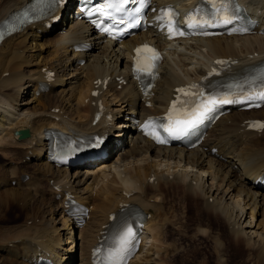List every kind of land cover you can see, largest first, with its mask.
I'll return each mask as SVG.
<instances>
[{
  "label": "bare ground",
  "instance_id": "1",
  "mask_svg": "<svg viewBox=\"0 0 264 264\" xmlns=\"http://www.w3.org/2000/svg\"><path fill=\"white\" fill-rule=\"evenodd\" d=\"M26 1L0 0V22ZM151 1L156 7L181 3L182 8H187L197 0ZM241 1L246 2L252 18L257 20L254 33L168 42L151 106H145L147 96L137 90L130 74L131 47L145 37L143 34L117 45L100 42L88 26L72 22L64 14L63 20L53 26L37 21L0 42V156L7 155V165L0 167V204L6 208L11 202L23 212L21 223L0 235V264H39L41 258L50 259L51 264H92L91 246L101 235L109 213L118 212L123 203L137 206L147 214L142 221L144 231L139 249L128 264H172L173 257L181 252L174 240L187 227L191 200L200 204L205 216L225 226L233 247L256 251L260 254L257 263H264V231L250 230L256 225L264 230V187L260 186L264 176V128L254 131L244 123L248 117L263 119L264 106L231 109L207 130L200 146L191 149L154 144L132 122L135 116L164 110L173 88L205 73V65L214 57L229 58L233 70L264 59V33L259 32L264 27V0ZM67 10L59 7L53 14ZM151 32V39L164 44L160 32ZM85 40L90 50L74 49L76 43ZM30 41L32 44L28 45ZM82 59L85 62L80 64ZM46 70L54 73L52 80L45 75ZM107 76L105 90L98 96L91 95L95 82L100 81V89ZM120 77L127 82L121 83ZM42 85L47 89L37 94ZM97 97L112 115L102 127L100 121L91 122ZM115 123L122 127L114 135L123 137L118 148L109 144V154L98 163L75 166L70 172L68 167H55L46 160L47 128L57 125L74 133L110 132ZM24 127L29 135L20 139L14 131ZM113 152L117 156L115 161L110 156ZM126 159L141 162L119 169V162ZM162 161H166L163 168ZM106 170L111 173L110 178ZM56 193L61 198L56 199ZM68 193L76 194L89 209L82 225L65 213L64 199ZM125 213H120L118 223ZM257 216L261 217L259 221ZM107 225V233L122 226L109 221ZM194 230L203 239H216L202 223ZM78 242L77 257L74 250ZM146 242L149 247L144 250ZM108 250V246L103 248L102 254L106 255ZM217 255L218 264H225L220 251Z\"/></svg>",
  "mask_w": 264,
  "mask_h": 264
},
{
  "label": "rangeland",
  "instance_id": "2",
  "mask_svg": "<svg viewBox=\"0 0 264 264\" xmlns=\"http://www.w3.org/2000/svg\"><path fill=\"white\" fill-rule=\"evenodd\" d=\"M30 42L28 43V45L32 44V41ZM21 99L25 101L24 96H20V100ZM3 155H4V158H2ZM6 156H7L6 154H2V156H0V167L7 165L5 164L7 162ZM13 157H16V155H14ZM111 157H112V161L113 160L115 161L117 158V156L114 155V153L111 154ZM134 160L133 161L130 160V162L132 161L131 163L128 162L127 159L121 160L120 162L117 160L120 164L118 168L123 169L124 165L128 166L132 164H139L136 162H141V160L139 159H138L139 161L138 160L134 161ZM169 161L171 164H173L171 160ZM161 163H163L161 164V167L163 168L164 167L163 165H165L164 163H166V161L164 162L162 161ZM171 168L172 167L170 166L169 170ZM172 171L173 169H171L170 172ZM106 172H108L107 176H109L110 178L111 173H109V171L107 170ZM14 182L15 181L13 180L12 183ZM153 192H155V189L153 190ZM92 196L94 198L95 193H93ZM2 215H3V218H1ZM22 217H23V212L20 211L17 205H14V204L12 205V203L10 202L9 204L6 205V208H5V206H2V204H0V235L4 232H7L8 230H12L13 227L15 228L17 224L21 223ZM58 217H59V214L55 216V219L57 221L59 220ZM186 217H187V227L183 228L184 230L182 232H178L179 234L177 238L174 240L175 246L179 247L181 249V252L177 253L176 254L177 256L173 257L172 264H218L217 259H216L218 256L217 251L218 253L220 251V256L224 257L225 264H258L257 258L260 257L259 256L260 254H257L256 251L247 249L244 246H242L241 250H238L235 247H233L232 244H230V241H229L230 238L226 230L224 229L225 226L221 224L220 222H217L210 216H205L204 213L200 209L199 203L194 204L192 200L191 202H188V212L186 214ZM254 219L255 218L253 217V220ZM260 219L261 217L257 216V220L259 221ZM257 220L256 222H258ZM199 223H202V226L206 230H210V232L212 233V236L216 238L215 241L209 238L208 240L203 239L196 232V230H194L195 226ZM56 224L57 226H59L60 222ZM256 226L252 227L250 230L252 232L257 231V232L263 233L264 230ZM10 227L12 228L10 229ZM168 235L169 233L167 234V237ZM144 246L143 247L145 250L147 247H149V242L144 243ZM79 249H80V242L77 243V247L74 250L77 257L79 256L78 255ZM168 264H171V263H168Z\"/></svg>",
  "mask_w": 264,
  "mask_h": 264
},
{
  "label": "snow or ice",
  "instance_id": "3",
  "mask_svg": "<svg viewBox=\"0 0 264 264\" xmlns=\"http://www.w3.org/2000/svg\"><path fill=\"white\" fill-rule=\"evenodd\" d=\"M128 3V0H115V2H112L110 0L109 3L104 5L105 9H112L117 13H123L125 11V5ZM100 12H104V9H98ZM107 14V13H106ZM165 16L169 17L167 21V26L169 29V32H175L177 35H183L182 32H178L175 30L173 21L171 19L172 13L170 11L165 12ZM113 24L117 23L115 17H111ZM163 19V17H162ZM119 22H123L121 19ZM232 17L228 14V6L226 4H222L221 8H218L216 12H214L209 19H197L194 16H190L188 20V27H204V26H215L217 23L220 24H230L232 23ZM108 29H105L107 31ZM207 34V33H205ZM137 53V59H136V67L135 70L137 72H143L147 73L148 75L152 74V69L155 67V61L158 59V55L155 52L154 49L150 48L149 46L145 45L142 48L136 49ZM143 53H150V55H142ZM179 92L184 93V89H178ZM260 99L264 100V93H262L259 97ZM219 102H227L225 100H221ZM217 103V100L214 98H206V101L201 103L198 107V109L191 113V116H189L187 113H185L180 118H173V116L170 114L168 117V123L165 125H160L162 127L163 131L166 132L169 136H178L183 134L184 131L187 130L188 127H190L196 119L199 118L200 115L203 114L204 111L209 110L210 105H214ZM176 108V105H173V109ZM153 122L149 121L148 124L145 125L146 134L152 135L154 139H157L158 142L163 143L164 141L160 139L159 135L155 133L153 130L152 132H148L149 128L154 129ZM261 127H264V125H261ZM133 238L132 230L129 228L126 233L121 237L120 241V251H124L125 247L128 245L130 240ZM107 264H112V254H109L108 262Z\"/></svg>",
  "mask_w": 264,
  "mask_h": 264
},
{
  "label": "water",
  "instance_id": "4",
  "mask_svg": "<svg viewBox=\"0 0 264 264\" xmlns=\"http://www.w3.org/2000/svg\"><path fill=\"white\" fill-rule=\"evenodd\" d=\"M16 132L19 134V136L21 138H23L24 136L28 135V131L26 129H19Z\"/></svg>",
  "mask_w": 264,
  "mask_h": 264
}]
</instances>
